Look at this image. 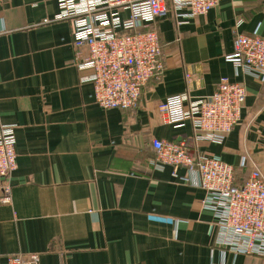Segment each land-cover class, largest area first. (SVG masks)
Instances as JSON below:
<instances>
[{
    "label": "crops",
    "instance_id": "obj_1",
    "mask_svg": "<svg viewBox=\"0 0 264 264\" xmlns=\"http://www.w3.org/2000/svg\"><path fill=\"white\" fill-rule=\"evenodd\" d=\"M57 11V0H0V124L15 126L17 163L0 203V264L28 252L39 264H264L220 243L205 190L180 178L186 168L155 167L151 146L183 140L191 155L233 164L238 182L264 171V80L225 59L237 34H264V0H224L182 24L173 12L159 19L163 72L129 109L94 102L70 21L44 22ZM221 78L247 91L222 143L194 142L190 121L161 120L165 96H206Z\"/></svg>",
    "mask_w": 264,
    "mask_h": 264
},
{
    "label": "built area",
    "instance_id": "obj_2",
    "mask_svg": "<svg viewBox=\"0 0 264 264\" xmlns=\"http://www.w3.org/2000/svg\"><path fill=\"white\" fill-rule=\"evenodd\" d=\"M224 0H57L52 20L71 24L74 64L89 68L92 98L101 108L135 107L144 86L163 72L159 37L153 25L170 12L182 24L206 14ZM228 62L264 80V34L239 33ZM187 77L189 74L186 75ZM247 96L243 84L221 78L216 90L190 98L186 93L165 96L157 110L164 123L190 121L194 142L222 143L240 122ZM15 126L0 124V203H9L11 174L16 169ZM154 166L186 168L180 178L205 190L201 206L213 214L220 243L235 254L264 257V171L255 166L242 182L233 164L217 156L191 155L186 142L151 139ZM245 160L242 158L241 165ZM6 264H39L33 252L6 256Z\"/></svg>",
    "mask_w": 264,
    "mask_h": 264
}]
</instances>
